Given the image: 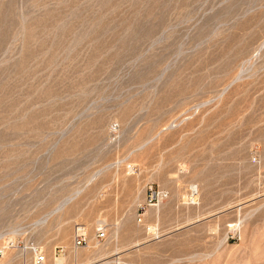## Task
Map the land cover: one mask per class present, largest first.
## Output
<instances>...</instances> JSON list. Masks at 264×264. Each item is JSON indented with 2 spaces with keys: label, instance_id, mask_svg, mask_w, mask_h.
Listing matches in <instances>:
<instances>
[{
  "label": "rangeland",
  "instance_id": "obj_1",
  "mask_svg": "<svg viewBox=\"0 0 264 264\" xmlns=\"http://www.w3.org/2000/svg\"><path fill=\"white\" fill-rule=\"evenodd\" d=\"M37 250L264 264V0H0V264Z\"/></svg>",
  "mask_w": 264,
  "mask_h": 264
},
{
  "label": "built area",
  "instance_id": "obj_2",
  "mask_svg": "<svg viewBox=\"0 0 264 264\" xmlns=\"http://www.w3.org/2000/svg\"><path fill=\"white\" fill-rule=\"evenodd\" d=\"M81 228L77 227L75 234L73 236V243L75 246H81L85 242L84 236L81 234ZM96 239L103 240L105 237V232L103 230H98L95 234ZM42 252L39 251L35 254V263L36 264H45V255L41 254Z\"/></svg>",
  "mask_w": 264,
  "mask_h": 264
},
{
  "label": "bare ground",
  "instance_id": "obj_3",
  "mask_svg": "<svg viewBox=\"0 0 264 264\" xmlns=\"http://www.w3.org/2000/svg\"><path fill=\"white\" fill-rule=\"evenodd\" d=\"M71 199H72V198H71ZM95 238H96V237H95ZM96 240H97L98 242L101 241V240H98V239H96ZM73 246L76 247V248H79V247H82L83 245H81V246H75V244L73 243ZM37 252H39V251L37 250L36 253H37ZM36 253H35V254H36ZM41 254H43V253H41ZM43 255H44V254H43ZM56 260H60V259L57 258Z\"/></svg>",
  "mask_w": 264,
  "mask_h": 264
}]
</instances>
